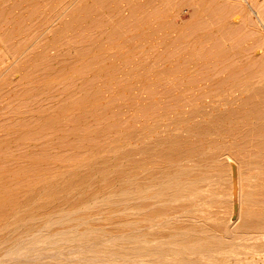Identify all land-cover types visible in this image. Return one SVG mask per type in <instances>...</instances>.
<instances>
[{"label": "rangeland", "instance_id": "374dc122", "mask_svg": "<svg viewBox=\"0 0 264 264\" xmlns=\"http://www.w3.org/2000/svg\"><path fill=\"white\" fill-rule=\"evenodd\" d=\"M263 96L264 0H0V264H264Z\"/></svg>", "mask_w": 264, "mask_h": 264}, {"label": "bare ground", "instance_id": "6f19581e", "mask_svg": "<svg viewBox=\"0 0 264 264\" xmlns=\"http://www.w3.org/2000/svg\"><path fill=\"white\" fill-rule=\"evenodd\" d=\"M113 1V0H112ZM129 1V0H128ZM134 1H136V0H134ZM138 1V0H137ZM165 1V0H164ZM119 2V1H118ZM140 2V1H139ZM168 2V1H167ZM180 2V1H179ZM117 3V2H116ZM129 3V2H128ZM132 3V2H131ZM156 3V2H155ZM169 3V2H168ZM95 4H96V2H95ZM103 4H105V3H103ZM145 4V3H144ZM120 5H122V4H120ZM119 7V6H118ZM127 7V6H126ZM144 7V6H143ZM100 8V7H99ZM102 8V7H101ZM109 8V7H108ZM111 8V7H110ZM117 8V7H116ZM157 8V7H156ZM105 9V8H104ZM115 9V8H114ZM151 9V8H150ZM161 9V8H160ZM119 10V9H118ZM126 10H127V8H126ZM142 10V9H141ZM87 11V10H86ZM104 11H106V10H104ZM149 11V10H148ZM100 12V11H99ZM129 12V11H128ZM139 12V11H138ZM145 12V11H144ZM150 12V11H149ZM112 13V12H111ZM163 13H164V10H163ZM167 13V12H166ZM93 14V13H92ZM131 14V13H130ZM141 14V13H140ZM161 14V13H160ZM83 15V14H82ZM162 15V14H161ZM74 16V15H73ZM86 16V15H85ZM130 17V16H129ZM160 17V16H159ZM141 18V17H140ZM143 18V17H142ZM74 19V18H73ZM112 19V18H111ZM129 19V18H128ZM137 19V18H136ZM93 20V19H92ZM120 20V19H119ZM123 20V19H122ZM159 20V19H158ZM160 20H161V18H160ZM79 21V20H78ZM129 21V20H128ZM146 21H147V19H146ZM141 22V21H140ZM167 22V21H166ZM76 23H78V22H76ZM80 23V22H79ZM126 23V22H125ZM111 24V23H110ZM135 24V23H134ZM158 24V23H157ZM72 25V24H71ZM159 25V24H158ZM111 26H112V24H111ZM72 27V26H71ZM163 27H165V26H163ZM82 28V27H81ZM129 28V27H128ZM157 28V27H156ZM180 28H182V27H180ZM147 29V28H146ZM158 29V28H157ZM66 30V29H65ZM107 30V29H106ZM181 30V29H180ZM183 30H185V29H183ZM71 31V30H70ZM126 31V30H125ZM147 31V30H146ZM149 31V30H148ZM177 31H179V30H177ZM75 32V31H74ZM180 32V31H179ZM116 33H118V32H116ZM139 33V32H138ZM166 33V32H165ZM172 33V32H171ZM178 33V32H177ZM112 34V33H111ZM146 34V33H145ZM144 34V35H145ZM149 34V33H148ZM162 34V33H161ZM117 35V34H116ZM142 35V34H141ZM158 35H160V34H158ZM165 35V34H164ZM126 36V35H125ZM147 36V35H146ZM167 36V35H166ZM174 36V35H173ZM144 37V36H143ZM143 37H141V39L143 38ZM148 37V36H147ZM153 37V36H152ZM159 37V36H158ZM116 38V37H115ZM118 38V37H117ZM129 38V37H128ZM170 38V37H169ZM180 37H178V39H179ZM152 39H154V38H152ZM173 39H174V37H173ZM134 40V39H133ZM145 40V39H144ZM147 40V39H146ZM171 40H172V38H171ZM180 40V39H179ZM110 41H111V39H110ZM109 41V42H110ZM120 41V40H119ZM139 41H141V40H139ZM138 41V42H139ZM162 41V40H161ZM116 42V41H115ZM137 42V43H138ZM160 42V41H159ZM172 42V41H171ZM170 42V43H171ZM176 42V41H175ZM112 44V43H111ZM140 44V43H139ZM144 43H142V45H143ZM146 44V43H145ZM113 45H114V43H113ZM141 45V44H140ZM147 46V45H146ZM166 46V45H165ZM120 47H121V45H120ZM119 47V48H120ZM127 47V46H126ZM145 47V46H144ZM143 47V48H144ZM151 47V46H150ZM147 48H149V47H147ZM162 48H164V47H162ZM118 49V48H117ZM122 49H124V47L122 48ZM121 50V49H120ZM125 50V49H124ZM123 51V50H122ZM158 51H159V49H158ZM118 52V51H117ZM121 52V51H120ZM154 52V51H153ZM155 53V52H154ZM162 53V52H161ZM130 54V53H129ZM129 54H127V55H129ZM120 55V54H119ZM127 55H125V56H127ZM150 55V54H149ZM157 55V54H156ZM159 55V54H158ZM131 56V55H130ZM114 57V56H113ZM129 57V56H128ZM151 57V56H150ZM153 57V56H152ZM122 58V57H121ZM118 60H119V58H118ZM129 60V59H128ZM153 60V59H152ZM114 61V60H113ZM116 61V60H115ZM146 61V60H145ZM150 61V60H149ZM128 63H130V62H128ZM234 71V70H233ZM236 78V77H235ZM234 78V79H235ZM236 82V81H235ZM236 85V84H235ZM232 86V85H231ZM233 87V86H232ZM256 96V95H255ZM251 97V96H250ZM264 97V96H263ZM255 98V97H254ZM245 102L247 101V100H244ZM258 101V100H257ZM249 102V101H248ZM256 102V101H255ZM264 107V106H263ZM239 108V107H238ZM241 109V108H240ZM248 109V108H247ZM236 112V111H235ZM247 113V112H246ZM249 113V112H248ZM247 113V114H248ZM230 120V119H229ZM233 123H234V121H233ZM228 154H230V153H228ZM233 170V169H232ZM232 174H233V171H232ZM264 174V173H263ZM88 248V247H87ZM261 248V247H260ZM85 249V248H84ZM90 249V247L88 248V249H85V250H89ZM84 250V251H85ZM87 251H85V252H87ZM89 251H91V253L92 252H96V251H94V249L93 250H89ZM82 253V252H81ZM86 256V255H85ZM98 259H100V258H98ZM97 260V259H96ZM245 263H247V261L245 262Z\"/></svg>", "mask_w": 264, "mask_h": 264}]
</instances>
